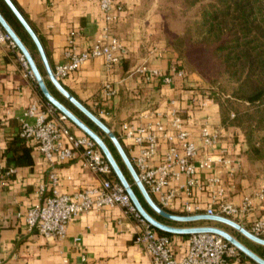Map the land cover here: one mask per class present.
<instances>
[{"label":"crops","instance_id":"1","mask_svg":"<svg viewBox=\"0 0 264 264\" xmlns=\"http://www.w3.org/2000/svg\"><path fill=\"white\" fill-rule=\"evenodd\" d=\"M14 2L37 37L43 40L42 46L51 68L62 62L63 51L71 33H74L79 51L88 49L101 33L102 14L94 2L88 0H14ZM120 2L121 18L111 28L112 34L123 44L120 64L107 71L103 59H93L60 81L71 95L95 115L94 102L103 101L110 109L111 117L102 121L114 134L122 123L136 121L146 110H165L170 100H174L175 105L182 108L187 105L191 96L203 94L199 88L188 84V77L184 81L175 79L169 86H162L158 82L150 86L132 75L134 68L145 60H148L152 67L166 70L175 61V55L170 51H160L153 45L156 32L150 16L146 14L148 10L144 5L145 0ZM150 46L156 47L152 54H149L152 48ZM106 82L112 83L117 89L118 94L114 99L107 100L104 97L102 85ZM41 96L35 82L23 77L15 57L4 56L0 63V175L9 168H13L15 173L5 186L0 185V264H151L149 256L134 243L133 223L124 216L118 206L78 215L68 225L66 236L60 241L47 240L36 231L30 233L26 231L24 218L18 217V214L23 215L38 201L36 190L39 186L48 184L49 169L36 143L20 139L17 117L32 103L43 104L45 101ZM189 115L191 117L189 127L197 144L198 126L203 119L209 117L212 124H220L218 107L194 110ZM69 125L74 134H83L70 121ZM223 142L222 146L230 147L231 157L241 163V168L233 179L234 187L228 194V200L237 204L244 195H250L264 187V183L255 176H245L242 149L233 150L231 145ZM163 150L164 145L161 146L156 162L162 159ZM55 171L58 178L57 189L62 194H70L98 184V176L83 169L78 159L58 163ZM220 175L226 183L224 173L221 172ZM194 200L205 206L208 195L195 191ZM263 207L264 205L257 204L253 216H260ZM168 212L182 215V201L175 200ZM164 224L174 227H195L167 220ZM247 225L249 224L244 222V226ZM225 231L257 254L253 245L255 243L231 228ZM168 237L174 257L176 259L184 257L189 236ZM242 257L241 263L231 264H255L245 256Z\"/></svg>","mask_w":264,"mask_h":264},{"label":"built area","instance_id":"2","mask_svg":"<svg viewBox=\"0 0 264 264\" xmlns=\"http://www.w3.org/2000/svg\"><path fill=\"white\" fill-rule=\"evenodd\" d=\"M88 1L96 3L102 14L101 33L88 49L82 51L77 49L74 33L70 34L62 62L52 68L59 82L93 59H103L107 71L121 62L123 44L111 31L112 25L121 18V0ZM155 51L156 47H152L149 54ZM6 55L14 56L23 77L35 82L24 56L0 26V63ZM132 75L145 85L152 86L158 82L162 86H169L175 79L184 81L187 73L178 61L163 70L152 67L145 60L134 68ZM102 92L107 100L114 99L118 94L110 82L102 85ZM94 107L99 119L111 117L110 109L103 101H95ZM211 107L219 108V105L206 94L191 96L182 108L170 100L165 110H146L136 121L122 123L117 138L126 145L127 156L139 181L161 209L168 212L171 204L179 199L182 201V215L224 217L264 240V207L260 216H253L256 205H264V187L244 195L237 204L228 200L241 163L231 157L229 146L221 145L225 138L224 128L219 124L213 125L206 117L198 126L199 144L193 139L189 114ZM17 121L20 139L36 143L49 169L48 184L36 190L38 201L23 215L18 214V217L24 218L27 232L36 231L47 240L60 241L65 238L68 225L78 215L118 206L133 223L134 243L149 256L151 264L242 262V254L234 246L211 233L189 235L186 255L176 259L170 249L169 237L159 234L138 213L123 186L113 179L112 170L94 141L84 134H74L67 117L47 101L43 104L32 103L17 117ZM162 145V159L156 162ZM77 159L83 169L98 176V184L62 194L57 189L56 165ZM221 172L227 179L226 183L221 178ZM14 173L13 168L5 170L0 175V185L5 186ZM195 191L208 195L205 206L195 202ZM244 222L249 225L245 227Z\"/></svg>","mask_w":264,"mask_h":264},{"label":"trees","instance_id":"3","mask_svg":"<svg viewBox=\"0 0 264 264\" xmlns=\"http://www.w3.org/2000/svg\"><path fill=\"white\" fill-rule=\"evenodd\" d=\"M11 1L25 19L14 0ZM167 1L168 4H176L174 13L177 16L179 12L187 16L183 30L175 38L174 48L183 55L187 45L204 47L211 50L216 60L223 80L217 83L221 94L218 98L220 125L225 131L232 128L240 132L247 146L246 153L264 161V0ZM0 14L29 51L49 92L104 141L142 207L164 224L166 220L144 201L111 141L52 86L35 44L3 0H0ZM38 39L44 46L43 40ZM42 100L46 102L43 97ZM121 145L127 154L125 146ZM112 177L116 180L113 173ZM191 226L229 229L212 221H199ZM253 245L257 255L264 259V247Z\"/></svg>","mask_w":264,"mask_h":264},{"label":"water","instance_id":"4","mask_svg":"<svg viewBox=\"0 0 264 264\" xmlns=\"http://www.w3.org/2000/svg\"><path fill=\"white\" fill-rule=\"evenodd\" d=\"M5 4L8 6L10 11L28 33L30 38L32 39L33 43L35 44L37 51L39 53L40 59L42 61L46 77L56 89V91L62 95L70 104H72L78 111H80L87 119H89L97 128H99L105 136L111 141L113 146L115 147L118 155L120 156L122 162L124 163L127 171L129 172L135 186L138 188L140 194L142 195L146 204L151 208L153 212H155L159 217L175 222V223H184V224H191L196 223L199 221H212L220 223L226 227H229L239 234L250 240L251 242L263 246L264 247V240L258 237L253 236L249 233L244 227L240 226L239 224L218 216H208L204 214L199 215H176L169 213L163 209H161L154 200L150 197L142 183L139 181L136 171L131 164L127 154L125 153L120 141L118 140L117 136L109 129V127L99 119L93 112H91L87 107H85L79 100H77L73 95H71L59 81L56 80L52 73V68L48 62L46 54L44 52L43 46L39 41L37 35L31 29L29 24L23 18L21 13L15 7L11 0H3ZM0 26L3 30L11 37L13 42L16 44L20 53L24 56L32 74L34 77L35 84L42 95V97L50 103L59 113L65 115L77 129H79L84 135L89 137L91 140L94 141L98 149L100 150L101 154L109 164L113 175L115 176L116 180L123 186L126 193L128 194L132 204L138 211V213L157 231L167 233L170 235H184L189 236L192 234L198 233H211L216 234L222 237L224 240L229 242L232 246H234L243 256L254 262L255 264H264V259L259 257L241 242H239L235 237H233L230 233L225 231L224 229L217 228V227H209V226H195V227H174L163 224L156 219H154L151 215H149L145 209L140 204L139 200L137 199L135 193L133 192L131 186L129 185L128 181L124 177L121 169L117 165L115 159L113 158L111 152L109 151L108 147L104 143V141L87 125H85L78 117H76L69 109H67L63 104H61L48 90L43 77L41 76L33 58L31 57L29 51L25 47V45L21 42L19 37L15 34V32L11 29L8 23L4 20L2 15L0 14Z\"/></svg>","mask_w":264,"mask_h":264},{"label":"rangeland","instance_id":"5","mask_svg":"<svg viewBox=\"0 0 264 264\" xmlns=\"http://www.w3.org/2000/svg\"><path fill=\"white\" fill-rule=\"evenodd\" d=\"M144 5L148 10L146 14L150 16V21L156 32L155 44L153 45H156L160 51L172 52L175 55V61H178L180 66L186 71L188 84L199 88L203 94L210 96L213 98L214 102L218 104V98L221 94H219V89H217V83H221L223 80H221L219 68L211 50L204 47L187 45L185 54L181 55L173 46L175 38L183 30L185 18L187 16L182 15L180 12L178 13L179 16H177V14L174 13L177 9L176 4H168L167 0H145ZM152 46H150V48ZM119 133L120 129L116 133L117 136ZM223 133H225V138L223 139L227 144L231 145L233 150L242 149V151H244L245 176H255L261 183H264V161L246 153L247 146L244 143L243 136L236 129L231 128L228 131L224 129ZM121 143L125 146L124 142L121 141ZM193 224L195 223H191L190 225Z\"/></svg>","mask_w":264,"mask_h":264}]
</instances>
